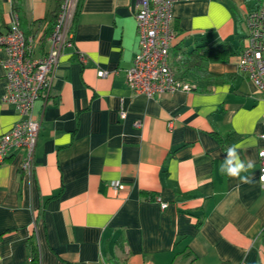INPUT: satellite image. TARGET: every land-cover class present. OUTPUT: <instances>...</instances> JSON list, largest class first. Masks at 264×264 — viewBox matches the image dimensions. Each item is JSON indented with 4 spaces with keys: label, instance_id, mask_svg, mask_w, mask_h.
<instances>
[{
    "label": "crops",
    "instance_id": "1",
    "mask_svg": "<svg viewBox=\"0 0 264 264\" xmlns=\"http://www.w3.org/2000/svg\"><path fill=\"white\" fill-rule=\"evenodd\" d=\"M60 1L23 0V29L49 33ZM138 2L81 0L72 44L35 103L33 171L15 149L0 166V264H25L31 237L40 264H264V92L238 64L260 0L177 1L170 60L189 89L153 96L126 81ZM13 13L0 0V32ZM3 57L0 135L19 118L3 101ZM233 145L255 162L242 173L250 183L219 171Z\"/></svg>",
    "mask_w": 264,
    "mask_h": 264
},
{
    "label": "built area",
    "instance_id": "2",
    "mask_svg": "<svg viewBox=\"0 0 264 264\" xmlns=\"http://www.w3.org/2000/svg\"><path fill=\"white\" fill-rule=\"evenodd\" d=\"M180 0H139L135 10L139 33V51L132 65L126 70L128 86L147 96L189 89L176 75L171 65L170 49L176 39L173 6ZM78 0H63L55 24L49 33H27L17 13L5 32H0V48L4 51L1 63L5 69V103L13 104L19 115L14 125L0 135V166L6 162L10 151H22L20 169L31 174L41 120L36 114L35 103L47 93L66 45L72 44V21ZM247 42L239 55V69L248 75L264 92V0L250 10L245 19ZM45 46L46 49L41 52ZM40 51V53L38 52ZM82 62L86 55H80ZM101 76L107 75L100 70ZM172 126V121L169 122ZM264 143V131L260 133ZM260 174H264V144L259 150ZM264 188V181H261ZM115 189L119 181H113ZM161 202L162 208L168 206Z\"/></svg>",
    "mask_w": 264,
    "mask_h": 264
},
{
    "label": "clouds",
    "instance_id": "3",
    "mask_svg": "<svg viewBox=\"0 0 264 264\" xmlns=\"http://www.w3.org/2000/svg\"><path fill=\"white\" fill-rule=\"evenodd\" d=\"M240 145L230 146L226 150V157L223 159L219 167L221 174L227 175L230 178H237L241 183H250L251 178L242 173H248L255 168V162L251 159L245 161L240 156ZM260 180L264 181V174L260 176Z\"/></svg>",
    "mask_w": 264,
    "mask_h": 264
},
{
    "label": "trees",
    "instance_id": "4",
    "mask_svg": "<svg viewBox=\"0 0 264 264\" xmlns=\"http://www.w3.org/2000/svg\"><path fill=\"white\" fill-rule=\"evenodd\" d=\"M13 2V10H14V13H17L19 18H20V21H21V25H22V17H23V0H12ZM63 0L60 1L59 3V6H58V9L53 17V23H52V28L55 24V21H56V17H57V13H58V10L62 4ZM80 2L81 0H78L77 2V7H76V11H75V14H74V17L75 15L77 14V11H78V8H79V5H80ZM51 28V29H52ZM214 51V50H213ZM223 51L221 50H218L215 48V54L216 56L217 55H220ZM28 247H29V257H28V260L25 264H40V258H39V251H38V247H37V244L34 242V239L33 237H31L29 239V243L27 244Z\"/></svg>",
    "mask_w": 264,
    "mask_h": 264
}]
</instances>
